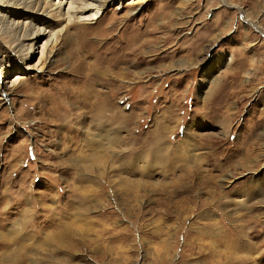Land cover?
<instances>
[{
    "label": "rangeland",
    "instance_id": "obj_1",
    "mask_svg": "<svg viewBox=\"0 0 264 264\" xmlns=\"http://www.w3.org/2000/svg\"><path fill=\"white\" fill-rule=\"evenodd\" d=\"M139 1L97 24L38 16L60 32L43 71L6 56L27 13L3 18L0 73L23 80L0 102V253L28 215L39 264H264V0ZM77 57L105 73L107 128L68 103L93 74Z\"/></svg>",
    "mask_w": 264,
    "mask_h": 264
},
{
    "label": "bare ground",
    "instance_id": "obj_2",
    "mask_svg": "<svg viewBox=\"0 0 264 264\" xmlns=\"http://www.w3.org/2000/svg\"><path fill=\"white\" fill-rule=\"evenodd\" d=\"M115 1L116 0H0V26H2L3 24V18H6L11 13L18 15H21L24 12L27 13V15L25 16V20L9 25L11 29H13L14 31L16 30L17 33H20V37L13 40L10 44L9 42L6 43L7 45H5V47L7 48V58H18L17 60H19L20 63L24 65L25 71L38 69L39 71L45 70L47 65L52 63V59L54 57L53 49L57 44V41L59 39L58 34H60V32H56L53 34L52 31L48 30L47 27L44 28L39 26L40 24L38 25L37 23L41 20H37L38 16L51 18L57 15H61V17L64 18L63 20H65L66 24H97L102 17L101 13L103 11V8ZM136 3H140V1L134 0V2H132V4ZM67 6V13L66 15H63L62 10ZM81 28L83 27L77 26L75 27V30H79ZM42 38H45L47 40H45L44 44L41 45L40 40ZM38 45H41L39 46V49L41 50V58L38 64L36 66L27 64V62H29V60L35 54L36 50H38ZM140 48L142 49V47ZM83 51L85 50L83 49ZM4 62L5 61H3L2 63ZM10 62V60L7 62L9 63L7 64L8 67H11ZM71 64L73 70H82L84 68H88L89 71L93 74L90 75L89 79L87 77L83 78L82 80H84V82H79L77 84L78 86H74L73 89H71L70 97H68L70 98L71 102L68 103L73 104V106H75L77 103L80 104V102L81 104L85 103L86 105L84 106V109L87 113H82L80 116L82 118L89 119L91 126L96 128L97 130L103 127L107 128L111 125V117L107 113V107L109 106V104L107 105V103L104 101L99 104V97L95 90L96 84L99 81H102L101 74L103 75L105 73L98 72L95 64L86 65V63L83 60H80L78 57ZM3 66L5 65L1 66L2 69ZM22 80L23 79L21 78H16V80H14V82L12 83L13 85L8 89L6 87L5 81L3 80L2 73H0V102L4 103L7 100L10 91L12 93V91H14L20 84H22ZM63 94H66L65 91H63ZM57 105L59 106V103H57ZM56 110L57 109H55L54 112L55 115H53L51 111L48 115H51V117L55 116L57 118H60L62 116V113L65 112V109L63 110V112L59 113H57ZM67 110L69 109L67 108ZM104 131L108 133L111 130L105 129ZM89 144L91 147L95 148V140H91ZM27 211L25 212L28 213L29 211ZM26 217L27 218H25L24 224H21V229H19L20 232L17 231L18 229L14 231L16 232V236L14 237L15 239L13 240V243L18 245V249H11L9 247H6V245L2 243L3 245L1 248L5 250L0 253V264H39L40 262H44L47 254H42L43 252H37V255H42V257L39 259H33L30 255L31 253L29 255L27 254L29 248L35 247L34 245H31L29 243L35 238L30 235L29 230H27L28 227L25 229L29 216L27 215ZM22 228H24L25 230ZM70 231H72L70 228L65 227L59 232H54L51 234L43 232L44 238L42 241H46L48 243L55 242L57 243V245L63 246V244L68 243V240H74V235ZM2 238L3 237L1 236V239ZM75 242L79 243L76 240Z\"/></svg>",
    "mask_w": 264,
    "mask_h": 264
}]
</instances>
